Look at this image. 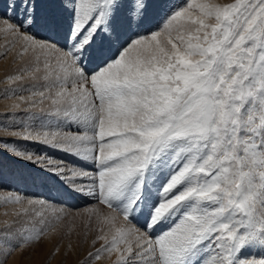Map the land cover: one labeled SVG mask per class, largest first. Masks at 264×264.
Here are the masks:
<instances>
[{
  "label": "snow or ice",
  "instance_id": "6c2138e0",
  "mask_svg": "<svg viewBox=\"0 0 264 264\" xmlns=\"http://www.w3.org/2000/svg\"><path fill=\"white\" fill-rule=\"evenodd\" d=\"M0 38L32 81L12 109L51 118L8 134L95 169H67L108 209L77 214L79 264H264V0H8ZM0 200V264L58 233L62 209Z\"/></svg>",
  "mask_w": 264,
  "mask_h": 264
},
{
  "label": "rangeland",
  "instance_id": "374dc122",
  "mask_svg": "<svg viewBox=\"0 0 264 264\" xmlns=\"http://www.w3.org/2000/svg\"><path fill=\"white\" fill-rule=\"evenodd\" d=\"M172 2L179 4L183 3V0H172ZM217 2L227 3L231 0H217ZM7 3L8 0H0V15L5 14ZM4 43L5 41L0 38V52L3 51ZM19 66L18 63L14 62L12 53L7 58H0V146L5 150L0 152V198L20 196L25 207L28 206V200L44 201L49 208L62 209L63 219L56 221L55 217L52 218L53 222L57 223V234L42 239L40 243L29 248L15 252L7 260V264H79V261L84 259L89 250V245L80 244L81 237L77 233L83 231V224L82 217L77 214H84L86 209L92 207H98L105 213L108 209L104 205H99L96 199L92 197L70 194L72 190L66 179L70 175L67 169L84 168L86 171L95 172L90 163L84 164V162L66 155L63 151L52 149L50 146L33 140H24L21 137L8 134L10 132H20L26 126L39 130L42 121L48 123L51 120L50 117L39 113L38 109H29L23 105L19 110L12 109V105L19 103V100L10 89H16L18 93L27 95L28 93L22 92L21 89L29 88L32 83V81L27 82V79L12 85L6 83L7 75L15 73ZM8 101H12L9 107L7 106ZM8 149H14L22 154H31L33 160L28 161L18 156L13 157L15 154L8 151ZM48 160L52 161V165L47 163ZM29 164L37 165V175L34 170L29 168ZM46 166L52 168V170L47 169L50 173L44 171ZM58 167H62L65 171L57 172ZM49 174L51 175L49 176ZM75 183L78 187H86L91 182L87 179H77ZM18 207L20 206L5 204L0 200V215L1 212L5 215L4 209H8L6 219L12 220L14 218L12 213ZM70 224L74 228L71 237L61 241L60 234L65 232ZM2 226V222H0V228ZM92 226L95 227L94 217ZM91 235H94V233ZM91 235L89 239H91ZM69 239L73 246L71 253L67 252ZM57 246L60 247V251L52 255ZM114 260L115 257L113 256L97 261L96 264H113Z\"/></svg>",
  "mask_w": 264,
  "mask_h": 264
},
{
  "label": "bare ground",
  "instance_id": "6f19581e",
  "mask_svg": "<svg viewBox=\"0 0 264 264\" xmlns=\"http://www.w3.org/2000/svg\"><path fill=\"white\" fill-rule=\"evenodd\" d=\"M30 80H28L27 79V82H29ZM12 104V101H8L7 102V106L9 107L10 105ZM40 113V112H39ZM1 148V146H0V152H4L5 150L4 149H2ZM52 149H54V148H52ZM56 150V149H55ZM56 152V151H55ZM6 153V152H5ZM11 157V156H10ZM13 157H16V155L14 156L13 155ZM15 160V159H14ZM49 161V160H48ZM48 161H47V163H48ZM46 164V163H45ZM39 165V164H38ZM47 165V164H46ZM52 165V164H51ZM37 165H33V164H29V168L31 169V170H34V173L36 174L37 173V169H38V167H36ZM40 166H42L41 164H40ZM60 166V165H59ZM48 166H46V167H44V168H46V169H44V171H46L47 173H50L49 172V170H47V169H50V168H47ZM58 168H62V167H58ZM27 169V168H26ZM41 169V168H40ZM63 169V168H62ZM50 170H52V168L50 169ZM56 170V169H55ZM27 171V170H26ZM43 171V172H44ZM54 171V170H53ZM57 171V170H56ZM55 171V172H56ZM39 172H41V171H39ZM57 172H59V171H57ZM57 172H56V174H57ZM45 173V172H44ZM52 173V172H51ZM37 175V174H36ZM51 174H49V176H50ZM29 176V175H28ZM59 177V176H58ZM82 185V184H81ZM7 210L8 209H4V212H7ZM6 219V216L5 215H3V213L1 212V215H0V222H3L4 220Z\"/></svg>",
  "mask_w": 264,
  "mask_h": 264
}]
</instances>
